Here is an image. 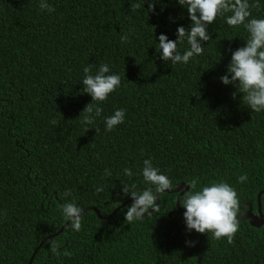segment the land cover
I'll return each mask as SVG.
<instances>
[{
	"label": "trees",
	"instance_id": "1",
	"mask_svg": "<svg viewBox=\"0 0 264 264\" xmlns=\"http://www.w3.org/2000/svg\"><path fill=\"white\" fill-rule=\"evenodd\" d=\"M40 2L0 0V264H27L40 243L31 264H264V222L239 219L232 244L189 232L177 192L165 191L158 210L131 224L125 214L133 201L112 213L132 199L123 185L155 191L142 176L151 159L174 188L189 185L180 201L193 191V178L196 190L227 182L239 195V217L248 204L257 214L259 193L264 216V112H252L239 88L220 79L229 50L246 45L244 27L217 18L203 54L172 64L160 58L158 37L176 40L178 27L190 29L177 0H157L154 12L146 0H47L52 13ZM135 3L141 8L132 11ZM259 3L253 18H264ZM189 47L186 40L178 45L181 54ZM102 63L121 85L99 104L101 116L85 124L92 97L83 69L91 66L94 75ZM118 109L125 122L106 131L105 118ZM66 202L108 217L87 209L80 231L70 222L54 235L66 222ZM51 241L72 255L55 256Z\"/></svg>",
	"mask_w": 264,
	"mask_h": 264
},
{
	"label": "clouds",
	"instance_id": "2",
	"mask_svg": "<svg viewBox=\"0 0 264 264\" xmlns=\"http://www.w3.org/2000/svg\"><path fill=\"white\" fill-rule=\"evenodd\" d=\"M178 4L187 10L191 20V26L177 28V39L170 40L166 35L158 37L159 52L164 62L171 61L172 64H187L190 59L203 54L204 43L209 42L212 37L208 26L212 25L217 18H224L230 27L243 26L248 33L246 45L232 51L231 61L226 74L221 76L224 85H235L242 93V101L248 105L252 112H264V18H253L250 9H260L259 0L250 3V0H177ZM148 11L154 12L157 0H146ZM144 3V4H145ZM39 7L42 11L49 13L55 8L41 0ZM132 11L141 8L140 3L130 5ZM144 7V5H143ZM131 31V30H130ZM122 43L129 42V35L120 37ZM187 41L190 46L182 54L178 45ZM82 85L84 92L92 97L83 109V123L93 124L96 117L101 116L103 108L99 104L106 101L111 93L121 85V77L118 74H110L111 70L107 63H102L96 73L92 74V67L85 66ZM230 77V78H229ZM235 99V93H233ZM125 110L118 109L109 117L105 118L106 131H112L115 127L125 122ZM55 124L56 122L53 121ZM89 129H87L88 131ZM124 173L129 178L133 175L131 169L125 168ZM105 175L110 176L111 171L105 169ZM142 176L146 183L155 186L136 192L130 190L128 185H123L124 195H130L131 205L127 208L125 221L129 224L142 220L149 210H158L157 194L161 195L167 190H172L174 185L169 177L161 173L158 167H154L151 159L143 161ZM247 175L238 178L239 182L247 181ZM198 178L190 181L193 191H188L179 202L185 209L183 216L186 228L189 232L195 230L200 234L211 233L216 240L227 239L229 244L234 242L236 233L240 230L239 209L240 198L237 191L227 182H215L196 190ZM135 188V185L132 186ZM103 187H97V193L102 192ZM64 197L71 196V191L66 190ZM65 221H71L74 231L82 228V208L74 202H66L61 207ZM6 216V212L4 213ZM188 246H194V242H186ZM51 252L59 257L61 255L71 256V252L60 251V246L55 241L50 242Z\"/></svg>",
	"mask_w": 264,
	"mask_h": 264
},
{
	"label": "water",
	"instance_id": "3",
	"mask_svg": "<svg viewBox=\"0 0 264 264\" xmlns=\"http://www.w3.org/2000/svg\"><path fill=\"white\" fill-rule=\"evenodd\" d=\"M189 188V185L188 184H186L185 182H182V183H179V185L176 187V188H174V189H172V190H167L166 192H177L178 193V195H177V197H176V206L178 207V209H180V210H182L183 212L185 211V210H183L181 207H180V198H181V196L184 194V192L185 191H187V189ZM263 193H264V191H263ZM260 195H261V193H259L258 194V196H257V204H258V208H257V214H255V213H253L252 211H251V205L250 204H248V206H249V209L241 216V217H238V219H240V220H245V219H247V220H249L250 221V223L252 224V225H254V226H257V227H259V226H261L262 224H263V222H264V216H263V214H262V211H261V204H260ZM130 201H132V199H127L126 201H124V202H122L112 213H115L117 210H119L120 208H122L123 206H125L128 202H130ZM159 202H160V195L159 194H157V204H159ZM87 209H93L96 213H97V215H98V217H100V218H104V219H106L108 216H101V214H100V212H99V210L97 209V208H95V207H86V208H83L82 209V213L81 214H83ZM149 212H152V210H149ZM169 215H170V213H169ZM71 221H66L62 226H61V228L59 229V231H57V232H55L54 233V235H56V234H58L59 232H61L69 223H70ZM40 245H41V243L38 245V247H36L34 250H33V252H32V254H31V256H30V258H29V261H28V263L27 264H31V262H32V260H33V258H34V256H35V254H36V252H37V250H38V248L40 247Z\"/></svg>",
	"mask_w": 264,
	"mask_h": 264
}]
</instances>
